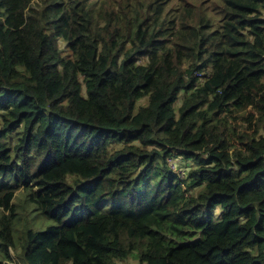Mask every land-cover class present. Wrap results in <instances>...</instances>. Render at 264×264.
Here are the masks:
<instances>
[{"label":"trees","instance_id":"1","mask_svg":"<svg viewBox=\"0 0 264 264\" xmlns=\"http://www.w3.org/2000/svg\"><path fill=\"white\" fill-rule=\"evenodd\" d=\"M37 1L0 0V264H264V0Z\"/></svg>","mask_w":264,"mask_h":264},{"label":"rangeland","instance_id":"2","mask_svg":"<svg viewBox=\"0 0 264 264\" xmlns=\"http://www.w3.org/2000/svg\"><path fill=\"white\" fill-rule=\"evenodd\" d=\"M35 4H40V0H38ZM61 47L65 48V45L61 44ZM146 103L147 102L144 100V101L140 102V105H146ZM232 122L235 125L242 124L241 121H234L233 120ZM175 156L176 157L173 160H171L170 165L175 172H177L178 174H180L183 177L184 172L189 171L191 169V167L194 166V161L184 160L183 158H180V155H178V154H175ZM10 252H11V255L14 258V260L10 263L8 261L4 260L3 264H15L16 263L17 259L15 257L13 250H10ZM0 260H2L1 254H0ZM117 264H139V262H138V260H136L134 258H130V259L123 261V262L118 261Z\"/></svg>","mask_w":264,"mask_h":264}]
</instances>
